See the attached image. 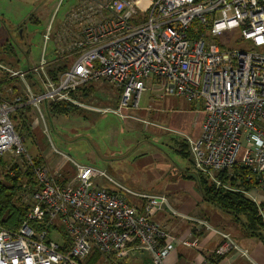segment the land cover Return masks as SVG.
I'll list each match as a JSON object with an SVG mask.
<instances>
[{"label":"built area","instance_id":"obj_1","mask_svg":"<svg viewBox=\"0 0 264 264\" xmlns=\"http://www.w3.org/2000/svg\"><path fill=\"white\" fill-rule=\"evenodd\" d=\"M196 21L212 40L226 31L241 33L248 48H220L192 31ZM43 38L37 65L20 70L0 62V73L21 89L11 101H0V158L15 151L33 178L18 196L27 209L20 228H0V264H166L177 246L198 247L197 239L176 237L154 220L157 213L180 216L167 196L135 192L54 146L60 157L54 169L36 165L11 118L23 106L39 120L46 107L62 103L126 119L140 109L153 80L164 96L200 106L201 133L185 139L194 171L217 189L242 192L260 205L252 192L223 178L245 169L264 191V0H77L56 30L51 19ZM101 80L120 92L116 108L85 107L74 97ZM67 164L75 174L65 181ZM186 219L220 236L218 256L237 252L249 259L229 233Z\"/></svg>","mask_w":264,"mask_h":264},{"label":"rangeland","instance_id":"obj_2","mask_svg":"<svg viewBox=\"0 0 264 264\" xmlns=\"http://www.w3.org/2000/svg\"><path fill=\"white\" fill-rule=\"evenodd\" d=\"M76 1L0 0V46L9 41L15 50L17 69H26L39 63L44 46L43 36L51 19L54 17L56 30ZM196 30L205 33L208 41L220 48H248L241 33L237 31H226L212 40L210 32L204 30L198 21L192 26V31ZM53 48L51 41L48 51ZM257 51L262 52V49ZM4 76L0 73V77ZM92 87L94 92L89 98L79 100L85 107L112 109L118 106L120 92L113 85L101 80ZM147 87L149 89L150 85ZM148 89L142 96L140 110L127 113L129 117L126 119L81 108L83 114L55 116L50 123L45 112L44 120H39L33 112V133L40 147L34 146L27 134L21 136L28 155L34 159L40 155L38 149L41 150L40 157L44 161L42 165L51 169L60 159L53 152L55 147L82 165L105 170L115 181L135 192L164 194L162 186L176 181L186 169L191 170L189 159L177 152L185 139L192 136L189 130L199 115L177 112L181 104H187L185 99L171 97V103L159 101L158 94ZM146 123L156 126H148ZM2 160L6 164L0 165L1 180H4V174L9 173L15 164L23 171L29 169L24 157H18L15 151L6 154ZM74 174V168L67 164L64 175L69 179ZM218 213L222 217H229L220 210ZM126 264L151 263L145 260Z\"/></svg>","mask_w":264,"mask_h":264},{"label":"trees","instance_id":"obj_3","mask_svg":"<svg viewBox=\"0 0 264 264\" xmlns=\"http://www.w3.org/2000/svg\"><path fill=\"white\" fill-rule=\"evenodd\" d=\"M0 62L10 68L17 69L18 61L15 59V50L9 41L5 42L3 46H0ZM66 68L67 65L65 63L64 65H60L59 70L62 71ZM17 84V80L8 79L6 76L0 77L1 102L11 101V98L21 94V89ZM93 84L94 83L87 84L79 88L74 97L82 101L88 99L90 94L94 92V88L92 87ZM82 112L81 108L68 103L54 104L45 108V113L50 123L52 117H67L76 113L83 114ZM11 118L15 123V128L19 136L27 134V137L32 139L34 146L39 148V140L36 139L33 133L35 128L32 127L34 122L32 107L23 106L18 109ZM44 141L46 142L45 139ZM43 143L42 141V144ZM44 146L45 144L43 147ZM38 151L41 155V150L38 149ZM178 153L184 158H189L188 144L185 141L183 145H181V149ZM40 155L33 159L36 165L43 164V159ZM5 164L2 158H0V165L2 166ZM8 172L9 173L6 172L4 174V180L0 179V228L16 231L20 228L27 211L26 207L19 202L18 196L22 190L23 184L25 182L28 184L33 183V178L30 169L23 171L20 166L16 164L13 165ZM248 175L249 172L247 170L235 168L233 177H224L223 181L230 184L234 189L248 192L257 187L254 179H249ZM64 177L66 178L65 181L68 180L66 175H64ZM180 177L184 180H193L206 204L214 206L221 212L231 216L233 222L240 227L245 235L257 238L264 243V217H262L260 211L262 210L264 212L263 204L256 205L247 199L242 192L217 189L196 172L191 175L189 171H187L181 174Z\"/></svg>","mask_w":264,"mask_h":264},{"label":"crops","instance_id":"obj_4","mask_svg":"<svg viewBox=\"0 0 264 264\" xmlns=\"http://www.w3.org/2000/svg\"><path fill=\"white\" fill-rule=\"evenodd\" d=\"M147 84L150 85L149 89L158 94L157 100L170 102L169 98L171 97L164 96L153 80L148 81ZM186 101L187 104H181V108L180 110L177 109V112H190L194 115L198 113L199 117L192 125V129L190 128L189 130L192 134L190 137L197 138L201 133L204 115L199 111L200 106L188 100ZM196 109L198 111H196ZM150 111L152 110H149V112ZM188 159L192 166L191 170L186 169L182 174L189 171V174L192 175L195 171L190 159V154ZM53 169L54 167H51L50 171ZM172 182L162 186L164 194L160 192L161 194L157 195L167 196L172 207L180 216H172L169 213H157L154 216V220L176 237L191 240L197 239L198 247L186 248L180 245L177 246L166 259V264H264V243L261 240L245 235L240 227L233 222L231 216L226 214L229 217H222L218 213L219 209L207 205L203 201V197L193 180H184L179 177L176 181ZM250 192L258 197L259 204L264 205L263 190H259L255 187L251 189ZM186 218L207 221L215 229L229 233L241 249L249 251V259L242 257L237 252H231L226 256H218L216 250L222 242L220 236L210 233L205 228L193 224Z\"/></svg>","mask_w":264,"mask_h":264}]
</instances>
